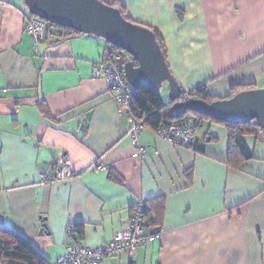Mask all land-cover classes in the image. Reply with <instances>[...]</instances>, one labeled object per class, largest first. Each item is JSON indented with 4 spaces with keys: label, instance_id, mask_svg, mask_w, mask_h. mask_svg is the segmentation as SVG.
<instances>
[{
    "label": "crops",
    "instance_id": "crops-1",
    "mask_svg": "<svg viewBox=\"0 0 264 264\" xmlns=\"http://www.w3.org/2000/svg\"><path fill=\"white\" fill-rule=\"evenodd\" d=\"M119 1L159 31L181 91L204 85L224 98L233 85L264 88V0ZM27 10L23 0H0V227L51 264L69 221L80 241L99 245L127 228L143 200L144 230L158 237L102 264H264V131L245 136L253 158L232 167L223 124L203 121L190 147L146 127L139 159L131 120L91 76L107 42L83 33L36 47ZM60 155L83 172L40 183ZM96 162L109 170H89Z\"/></svg>",
    "mask_w": 264,
    "mask_h": 264
},
{
    "label": "water",
    "instance_id": "water-1",
    "mask_svg": "<svg viewBox=\"0 0 264 264\" xmlns=\"http://www.w3.org/2000/svg\"><path fill=\"white\" fill-rule=\"evenodd\" d=\"M23 2L33 16L50 24L101 37L110 45L124 50L131 60L124 63L123 72L132 85L145 82L158 91L166 81L173 117L194 111L225 123L246 124L256 119L258 124L264 126V88L244 89L229 98L211 102L203 99L180 100L181 89L169 70L153 32L127 21L117 8L101 0Z\"/></svg>",
    "mask_w": 264,
    "mask_h": 264
},
{
    "label": "built area",
    "instance_id": "built-area-1",
    "mask_svg": "<svg viewBox=\"0 0 264 264\" xmlns=\"http://www.w3.org/2000/svg\"><path fill=\"white\" fill-rule=\"evenodd\" d=\"M25 31L29 33L36 47L52 40L48 22L40 18L29 20ZM122 60L121 51L105 49L100 59L93 63L91 76L105 81L119 113L131 120L132 124L128 133L132 144L137 149V156L141 159L144 156L145 147L138 144L137 135L143 126L141 121L132 119L136 86L126 79ZM153 131L164 141L190 147L198 131L197 118L193 114L185 113L171 121L161 122ZM88 169L107 172L109 167L96 162ZM81 172L83 171L73 168L68 158L60 155L49 172L39 174V181L42 184H61L76 178ZM145 208L146 203L143 200H137L131 209L127 228L116 231L110 240L99 245H88L80 241L76 236L74 223L69 221L65 230L67 240L65 251L51 264H102L105 257L116 255L124 250L129 256H134L140 247L154 241L159 235V233H148L144 230Z\"/></svg>",
    "mask_w": 264,
    "mask_h": 264
},
{
    "label": "trees",
    "instance_id": "trees-1",
    "mask_svg": "<svg viewBox=\"0 0 264 264\" xmlns=\"http://www.w3.org/2000/svg\"><path fill=\"white\" fill-rule=\"evenodd\" d=\"M101 1L112 7L117 8L120 11L121 15L123 16V18H125L127 21L146 27L149 30H151L154 34L155 40L159 44V47L164 55V58L166 57L165 47L162 42L161 35L157 29L130 17L126 12V9L119 0H101ZM36 18L38 17L33 16L29 12H27L25 27L29 20ZM48 26L52 34V40H50L47 44L58 43L60 41L67 40L73 38L74 36L83 34L72 28L62 27L55 24L48 23ZM107 48L111 49L112 51L119 50L123 53V60L121 61L123 65L126 61L131 60V56L127 54L124 50L114 47L109 43H107ZM135 64L137 63L135 62ZM252 88H253L252 84L233 85L230 88L229 94L224 98H229L241 90L252 89ZM160 89L158 91L153 90L145 82H140L136 86V94L133 97L132 119L135 121H141L143 128L148 127L154 129L161 122L171 121L179 117V116L173 117L172 113L170 112V107L172 105V102L170 100H168L167 102H164L162 100L159 94ZM188 99H203L207 102H211L213 100L220 98H216L209 95L206 87L202 85L189 92H183V91L180 92V100H188ZM186 113L187 114L190 113L196 116L198 129L201 126L202 122L205 120L210 122L220 123L226 127L228 133L227 162L229 163V165H231L232 167H239V165L243 161L253 158L252 150L247 146L244 138L245 136L248 135H256V133L259 131H264V126L258 124V121L256 119L251 120L246 124H230V123L214 120L211 117L199 114L194 111H188ZM147 212L148 209L146 205L143 216V222L145 226L148 225L146 224L148 222ZM149 221H151V218H149ZM0 264H50V263H48L44 259V257L40 255L31 246V244L21 235L17 234L15 231L11 229L0 227Z\"/></svg>",
    "mask_w": 264,
    "mask_h": 264
},
{
    "label": "rangeland",
    "instance_id": "rangeland-1",
    "mask_svg": "<svg viewBox=\"0 0 264 264\" xmlns=\"http://www.w3.org/2000/svg\"><path fill=\"white\" fill-rule=\"evenodd\" d=\"M27 7V6H26ZM167 87H168V84H167V82L165 81V82H163V84H162V88L160 89V91H159V94H160V96H161V98H162V100L165 102L167 99H169V97H168V90H166L167 89ZM252 137H250L249 138V140L250 141H252ZM136 255V254H135ZM134 255V256H135Z\"/></svg>",
    "mask_w": 264,
    "mask_h": 264
}]
</instances>
